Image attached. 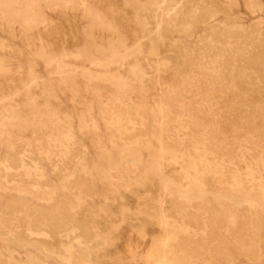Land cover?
Here are the masks:
<instances>
[{
  "label": "rangeland",
  "instance_id": "1",
  "mask_svg": "<svg viewBox=\"0 0 264 264\" xmlns=\"http://www.w3.org/2000/svg\"><path fill=\"white\" fill-rule=\"evenodd\" d=\"M204 262L264 264V0H0V264Z\"/></svg>",
  "mask_w": 264,
  "mask_h": 264
},
{
  "label": "bare ground",
  "instance_id": "2",
  "mask_svg": "<svg viewBox=\"0 0 264 264\" xmlns=\"http://www.w3.org/2000/svg\"><path fill=\"white\" fill-rule=\"evenodd\" d=\"M219 5H220V4H219ZM131 8H132V7H131ZM113 12H114V11H113ZM115 13H116V11H115ZM55 28H56V27H55ZM132 30H133V29H132ZM136 31H137V30H136ZM132 32H133V31H132ZM135 33H136V32H135ZM75 34H76V33H75ZM130 36H131V35H130ZM40 37H41V36H40ZM75 42H76V41H75ZM157 74H158V73H157ZM10 75H12V74H10ZM155 82L158 83L157 80H155ZM1 84H2V83H1ZM3 85H4V84H3ZM7 87H8V86H7ZM160 87H161V86H160ZM148 90H149V89H148ZM160 90H161V88H160ZM160 90H159V91H160ZM4 93H5V92H4ZM160 93H161V92H160ZM119 100H120V99H119ZM126 100H127V99H126ZM129 101H130V100H129ZM160 103H161V102H160ZM158 104H159V103H158ZM173 104H174V103H173ZM121 105H122V104H121ZM159 105H160V104H159ZM163 105H164V104H163ZM132 106H133V105H132ZM160 106H161V105H160ZM134 108H135V107H134ZM134 108H133V109H134ZM152 108H153V107H152ZM161 108H163V107H161ZM34 110H35V109H34ZM150 110L152 111V109H150ZM37 111H38V109H37ZM149 112H150V111H149ZM159 112H160V111H159ZM162 113H163V112H161V114H162ZM118 124H119V123H118ZM154 132H155V130H154ZM157 136H158V135H157ZM159 136H160V135H159ZM160 137H161V136H160ZM148 138H149V137H148ZM158 139H159V138H158ZM160 140H161V139H160ZM137 141H138V140H137ZM159 144H160V143H159ZM160 145H162V142H161ZM151 146H152V145H150V147H151ZM151 148H152V147H151ZM151 148H150V149H151ZM153 148H154V147H153ZM153 148H152V149H153ZM152 149H151V150H152ZM161 149H162V148H161ZM152 153H153V152H152ZM152 155H153V154H152ZM162 160H163V159H162ZM71 166H72V165H71ZM140 166H141V165H140ZM162 169H163V168H162ZM159 170H160V169H159ZM164 170H165V169H164ZM144 188H145V187H144ZM182 188H183V187H182ZM179 200H181V199L179 198ZM160 201H161V200H160ZM176 201H178V200L176 199ZM169 205H170V204H169ZM162 210H163V209H162ZM243 238H244V237H243ZM247 247H248V246H247ZM247 247H246V248H247ZM162 252H165V249H164V248H163V251H162ZM164 259H165V256H164ZM204 263H205V262H204ZM204 263H203V264H204ZM205 264H206V263H205ZM208 264H209V263H208Z\"/></svg>",
  "mask_w": 264,
  "mask_h": 264
}]
</instances>
